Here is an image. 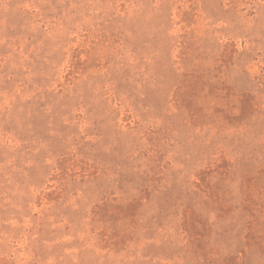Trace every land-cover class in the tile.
<instances>
[{
	"label": "rangeland",
	"instance_id": "obj_1",
	"mask_svg": "<svg viewBox=\"0 0 264 264\" xmlns=\"http://www.w3.org/2000/svg\"><path fill=\"white\" fill-rule=\"evenodd\" d=\"M0 264H264V0H0Z\"/></svg>",
	"mask_w": 264,
	"mask_h": 264
}]
</instances>
